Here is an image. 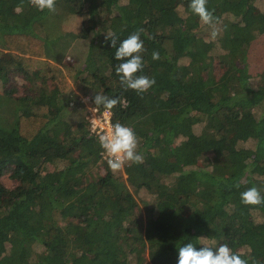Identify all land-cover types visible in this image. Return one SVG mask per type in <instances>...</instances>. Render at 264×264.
<instances>
[{
    "label": "trees",
    "instance_id": "1",
    "mask_svg": "<svg viewBox=\"0 0 264 264\" xmlns=\"http://www.w3.org/2000/svg\"><path fill=\"white\" fill-rule=\"evenodd\" d=\"M256 1L208 0L212 40L190 0H56L54 12L0 0V179L16 183L0 181V264H176L201 237L264 264V203L240 202L253 186L264 196V68L252 85L247 63L264 36ZM140 29L137 75L155 79L144 94L120 85L107 38ZM78 41L80 64H63ZM95 94L118 100L111 123L135 132L142 163L102 161L99 137L73 117Z\"/></svg>",
    "mask_w": 264,
    "mask_h": 264
},
{
    "label": "clouds",
    "instance_id": "2",
    "mask_svg": "<svg viewBox=\"0 0 264 264\" xmlns=\"http://www.w3.org/2000/svg\"><path fill=\"white\" fill-rule=\"evenodd\" d=\"M31 7L37 11L54 12L56 0H28ZM208 0H190L188 11L199 18L202 25L209 29V37L215 40L219 35L217 27L218 20L213 12L207 8ZM143 29L130 34L117 46L115 33L107 35L111 41L112 48H116L114 59L123 61L115 67V73L119 77L120 85L126 90L144 94L155 84V79L146 75H137L142 71L143 60L141 53L144 44L140 38ZM152 59L158 60L159 53L153 52ZM93 103L95 107L102 106L106 111H111L117 103L116 98H109L102 94H95ZM99 143L107 157V164L113 172L120 171L126 164H140L143 156L138 149V138L135 132L127 126L117 122L110 126L108 135L99 136ZM239 187V185H237ZM240 202L246 206H255L264 203V196L256 187L248 188L240 193ZM201 247L197 248L191 242L185 243L178 248V259L176 264H259L255 259L242 258L240 254L233 252L227 243H221L218 247L207 243L208 239L199 238Z\"/></svg>",
    "mask_w": 264,
    "mask_h": 264
},
{
    "label": "rangeland",
    "instance_id": "3",
    "mask_svg": "<svg viewBox=\"0 0 264 264\" xmlns=\"http://www.w3.org/2000/svg\"><path fill=\"white\" fill-rule=\"evenodd\" d=\"M256 7L258 9H260L261 11H263L264 10V0H257L256 1ZM55 16H59L60 21H62V18L64 15L58 12L55 14ZM50 21L51 22L57 21V17H55L54 19H52ZM55 31H56V35L59 33H64L65 27L62 26V24H60V25L55 27ZM46 32H51V31H46ZM37 33L39 35H43V34L47 35L44 33L43 28L38 29ZM54 35H55V33H54ZM198 36L202 37V38H207V37L209 38V32L205 31V29H202L200 32H198ZM82 45H84L82 41H78L76 44H72L71 51L67 52V55H65L62 63L65 65H68V66H70L71 64L72 65L80 64V61L83 59V57L81 56V51L84 48V46L82 47ZM7 52L8 51H6V52L3 51V54H2L3 59L7 58ZM214 53L220 54V53H222V51L220 49H216L214 51ZM216 60L219 62V57H216ZM186 63H187L186 59L182 60V64H186ZM247 63H248V72H249V75L251 77L250 84L256 85L259 82V74L262 73L263 68H264V36L259 38V39L254 40L250 44L249 50H248V55H247ZM14 82H15V86H17V88L19 89V91L17 93V95L19 97L22 95L21 89L23 88L25 81L20 77H16L14 79ZM32 86L35 87L34 85H32ZM1 90H2V88L0 86V95L2 94ZM9 101L10 100H8V102ZM79 102L84 108L83 113H81V114L76 113L75 115H73V117H74V119L78 120L79 117L84 116V120H85L88 110L94 106L91 105V99L88 96L79 97ZM5 103H7V101H5L4 103L0 102V110H2V111L5 110V108H6V106H4ZM254 113L256 116L259 115L258 110H254ZM73 121H75V120H73ZM8 173L9 172L6 171L3 174V176L1 177L0 181L5 188L12 189L16 186V183L10 179V176ZM167 182H168V180L166 181V183ZM33 252L35 253L34 254V256H35L36 254H39L41 252V248L38 245H35L33 247Z\"/></svg>",
    "mask_w": 264,
    "mask_h": 264
},
{
    "label": "built area",
    "instance_id": "4",
    "mask_svg": "<svg viewBox=\"0 0 264 264\" xmlns=\"http://www.w3.org/2000/svg\"><path fill=\"white\" fill-rule=\"evenodd\" d=\"M86 125L89 133L92 136L108 135L110 132L111 123V113L109 111L100 110L97 107H92L88 110L86 115ZM102 161L107 163V157L104 151L101 153Z\"/></svg>",
    "mask_w": 264,
    "mask_h": 264
}]
</instances>
